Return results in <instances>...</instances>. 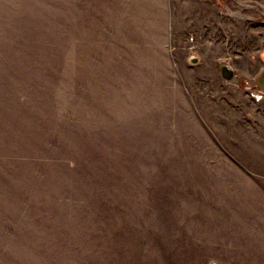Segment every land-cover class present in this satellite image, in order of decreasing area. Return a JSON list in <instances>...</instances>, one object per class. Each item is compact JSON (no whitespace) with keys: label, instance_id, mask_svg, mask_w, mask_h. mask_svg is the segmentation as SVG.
<instances>
[{"label":"rangeland","instance_id":"rangeland-1","mask_svg":"<svg viewBox=\"0 0 264 264\" xmlns=\"http://www.w3.org/2000/svg\"><path fill=\"white\" fill-rule=\"evenodd\" d=\"M263 69L264 0H0V264H264Z\"/></svg>","mask_w":264,"mask_h":264},{"label":"water","instance_id":"water-1","mask_svg":"<svg viewBox=\"0 0 264 264\" xmlns=\"http://www.w3.org/2000/svg\"><path fill=\"white\" fill-rule=\"evenodd\" d=\"M190 62L195 63L197 62V57L192 56L190 58ZM217 73L219 76L223 77L226 80L235 82L238 81L237 76L234 72V70L231 68L227 62H220L217 65ZM256 82L261 86V91H264V69L261 71V73L257 76Z\"/></svg>","mask_w":264,"mask_h":264},{"label":"crops","instance_id":"crops-1","mask_svg":"<svg viewBox=\"0 0 264 264\" xmlns=\"http://www.w3.org/2000/svg\"><path fill=\"white\" fill-rule=\"evenodd\" d=\"M260 212V213H259ZM259 212H257V214H260V215H264V209H262V212L261 211H259ZM260 223H262V224H264V219L262 218V219H257Z\"/></svg>","mask_w":264,"mask_h":264}]
</instances>
